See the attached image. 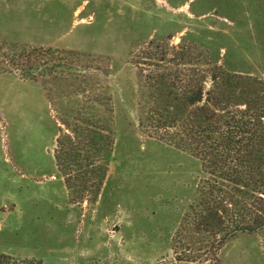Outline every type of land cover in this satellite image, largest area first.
<instances>
[{
  "label": "rangeland",
  "instance_id": "obj_1",
  "mask_svg": "<svg viewBox=\"0 0 264 264\" xmlns=\"http://www.w3.org/2000/svg\"><path fill=\"white\" fill-rule=\"evenodd\" d=\"M182 38L226 70L264 79V0H0L1 264H264V233L240 235L206 262L176 260L172 238L200 166L138 130L129 61L150 40ZM33 48L98 59L109 71L111 115L94 102L112 132L97 194L85 165L106 163L105 144L74 151L71 170L59 171L57 138L70 119L60 111L74 103L55 106L21 77L15 56Z\"/></svg>",
  "mask_w": 264,
  "mask_h": 264
},
{
  "label": "trees",
  "instance_id": "obj_2",
  "mask_svg": "<svg viewBox=\"0 0 264 264\" xmlns=\"http://www.w3.org/2000/svg\"><path fill=\"white\" fill-rule=\"evenodd\" d=\"M64 55L23 49L14 62L21 77L40 84L53 105L64 99L74 103L60 111L70 118L62 119L70 134L57 138L54 159L60 172L71 170L74 151L105 144L106 163L85 165L97 175L89 184L97 194L112 132L96 119L94 102L111 115L104 84L109 71L98 59ZM129 62L135 67L138 130L186 152L200 166L194 198L172 238L176 260L206 262L236 237L264 233V79L226 70L211 50H198L184 38L177 44L150 40ZM64 174L70 189L73 179Z\"/></svg>",
  "mask_w": 264,
  "mask_h": 264
}]
</instances>
